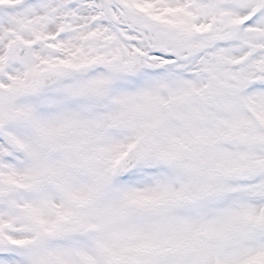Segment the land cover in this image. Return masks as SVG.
<instances>
[{"label": "snow or ice", "instance_id": "snow-or-ice-1", "mask_svg": "<svg viewBox=\"0 0 264 264\" xmlns=\"http://www.w3.org/2000/svg\"><path fill=\"white\" fill-rule=\"evenodd\" d=\"M0 264H264V0H0Z\"/></svg>", "mask_w": 264, "mask_h": 264}]
</instances>
